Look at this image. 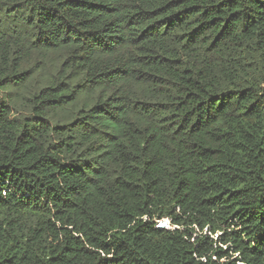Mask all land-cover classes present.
I'll use <instances>...</instances> for the list:
<instances>
[{"label": "trees", "instance_id": "1", "mask_svg": "<svg viewBox=\"0 0 264 264\" xmlns=\"http://www.w3.org/2000/svg\"><path fill=\"white\" fill-rule=\"evenodd\" d=\"M0 264H264V0H0Z\"/></svg>", "mask_w": 264, "mask_h": 264}, {"label": "rangeland", "instance_id": "2", "mask_svg": "<svg viewBox=\"0 0 264 264\" xmlns=\"http://www.w3.org/2000/svg\"><path fill=\"white\" fill-rule=\"evenodd\" d=\"M169 221V220H168ZM169 224V223H168Z\"/></svg>", "mask_w": 264, "mask_h": 264}]
</instances>
